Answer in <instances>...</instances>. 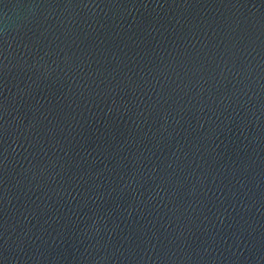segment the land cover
Segmentation results:
<instances>
[{
  "label": "water",
  "instance_id": "1",
  "mask_svg": "<svg viewBox=\"0 0 264 264\" xmlns=\"http://www.w3.org/2000/svg\"><path fill=\"white\" fill-rule=\"evenodd\" d=\"M0 264H264V0H0Z\"/></svg>",
  "mask_w": 264,
  "mask_h": 264
}]
</instances>
